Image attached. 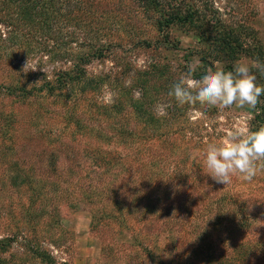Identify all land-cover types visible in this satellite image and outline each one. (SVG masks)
<instances>
[{
  "label": "rangeland",
  "instance_id": "obj_1",
  "mask_svg": "<svg viewBox=\"0 0 264 264\" xmlns=\"http://www.w3.org/2000/svg\"><path fill=\"white\" fill-rule=\"evenodd\" d=\"M185 1L195 4L201 12L212 11L210 17L213 18L207 19L213 21L173 25L169 34L171 39L179 41V49L163 50L157 45L155 52L145 46L134 51L125 47L124 55L137 69H148L157 58L163 76H171L174 83L190 64L196 67V72H202L201 58L204 56L211 61L213 68L224 69L228 62L233 67L238 60L251 67L259 55L264 57V0ZM134 7L126 6L127 13L133 14ZM127 27L130 30L134 27L139 32L138 36L146 31H150L148 35L157 37L165 35L164 30L153 32L146 23L140 25V30L131 22ZM227 34L238 37L244 44L232 62L219 52L213 42ZM111 67L110 61L104 64L93 61L87 66L95 74ZM252 72L257 76V84L264 85V75L254 67ZM157 86L159 91L153 90L150 94L159 92L160 98L151 103L149 110L156 119H163V125L143 146L145 151L152 149L153 155L147 151L143 156L146 159L153 156L156 160L160 172L158 184L187 186L195 197L191 203L192 223L189 228H184L182 246L176 248L177 240L171 233L145 234L146 225L140 212L128 220L130 228L122 230L112 220H92L89 209L95 210L96 206L89 204H81L74 209L64 207L58 216H53L51 210L40 216L44 208L42 204L30 210L26 188L16 192L17 186L9 185V173L15 169H27L35 156L30 151V144L26 146L23 139L14 140V144L11 136L21 137L22 132L19 131L27 129L33 133L40 131L49 141H54L55 146L62 145V151L57 152L56 158L58 165H64L74 149L102 147L93 129L107 122L101 119V112L91 110L83 103L71 106L44 97L13 103L0 95V264H210L204 257L196 261L194 250L189 252L192 249L189 242L193 237L200 242L194 247L199 245L204 253L212 250L220 257L222 253L228 254L233 246L239 249L249 247L248 261L235 264H264V168L258 167L257 175L251 181L235 175L230 184L223 185L205 174L202 155L209 143H220L233 126H246L253 131L257 124L254 121L257 108L233 106L222 110L199 103L180 105L165 94L170 91L168 85L160 83ZM134 95L136 98L140 96L137 89ZM155 97L157 99L158 94ZM112 98L109 92H102L96 103L110 104ZM259 105L264 107V99L260 98ZM74 112L76 116H73ZM128 112V120L132 123L143 118L139 115L137 119L129 107ZM262 114L264 117V110ZM107 138L112 140L111 135ZM75 139H78L77 143ZM106 143L107 149L115 155L135 150V144ZM86 153L84 150L80 155V165L74 169L80 172L81 177L93 182L97 167L88 163ZM235 235L237 240L232 238ZM37 245L39 249L35 250ZM145 246L150 251L146 252Z\"/></svg>",
  "mask_w": 264,
  "mask_h": 264
},
{
  "label": "trees",
  "instance_id": "obj_2",
  "mask_svg": "<svg viewBox=\"0 0 264 264\" xmlns=\"http://www.w3.org/2000/svg\"><path fill=\"white\" fill-rule=\"evenodd\" d=\"M191 4L185 0H0V95L13 103H26L40 97L53 98L71 106L83 103L91 110L101 112V119L107 122L93 129L102 147L73 148L74 152L68 155L64 165H58L56 158L62 145L55 146L54 141H49L40 131L33 133L27 129L19 131L21 137L11 136L14 144V140L21 139L25 140L26 146L30 144V151L35 156L27 169H15L9 173V185L17 186L16 192L26 188L30 210L42 204L44 208L40 216L48 210L58 216L64 207L74 209L89 204L96 206L95 210L89 209L92 220H112L122 230L130 228L128 220L140 212L146 225L145 234L171 233L177 240L176 248L182 246L184 228H189L192 223L191 203L195 197L187 186L158 184L160 172L156 160L153 156L151 159L143 156L147 151L153 155L152 149L145 151L143 146L163 125V119H156L149 110L151 103L160 98L159 92L155 95L150 92L159 91L157 85L160 83L170 89L174 79L163 76L157 58L148 69H137L124 55L123 49L128 46L134 51L145 46L157 52L158 49L154 48L157 45L163 50L179 49V41L171 39L169 34L173 25L213 21L207 19L213 18L210 17L212 11L201 12ZM128 5L135 6L133 14L127 13ZM129 22L139 26L138 30L146 23L153 32L164 30L165 35L157 37L146 31L138 36L134 27L131 30L127 27ZM227 36L213 42L232 62L244 44L238 37ZM257 59L264 63L262 55ZM93 61L103 64L110 61L112 67L95 74L87 68ZM201 61L203 71L195 72L196 78L204 74L207 67H213L205 56ZM232 68L230 62L225 66L226 70ZM136 89L140 93L138 98L134 95ZM102 92L113 96L110 104L96 103ZM260 98L264 99V96ZM128 107L136 113L137 119L139 115L143 118L132 123L128 120ZM256 108L258 113L254 121L257 124L253 131L264 124V107L258 103ZM171 113L175 115L174 111ZM73 116H76L75 112ZM109 135L112 140L107 138ZM74 141L77 143L78 139ZM109 141L135 144V150L115 155L107 149L106 142ZM84 150L88 163L97 167L93 182L81 177L74 169L80 165ZM37 220L39 222L40 218ZM232 238L237 240L238 236ZM7 241H11L10 238ZM189 243L192 246L189 252L194 250L195 260L204 257L210 264L245 263L251 254L249 247L239 249L233 246L228 254L222 253L220 259L212 250L204 253L199 245L194 247V244H200L196 237ZM144 250L150 251L147 246Z\"/></svg>",
  "mask_w": 264,
  "mask_h": 264
},
{
  "label": "clouds",
  "instance_id": "obj_3",
  "mask_svg": "<svg viewBox=\"0 0 264 264\" xmlns=\"http://www.w3.org/2000/svg\"><path fill=\"white\" fill-rule=\"evenodd\" d=\"M253 67L264 75V63L257 59L251 67L240 60L232 70L209 67L196 78V67L190 64L171 85L168 96L180 105L199 103L222 110L233 106L255 109L264 96V86L257 84ZM202 155L205 174L216 183L230 184L235 175L251 181L258 167L264 168V124L255 131L246 126H233L220 143H209Z\"/></svg>",
  "mask_w": 264,
  "mask_h": 264
}]
</instances>
